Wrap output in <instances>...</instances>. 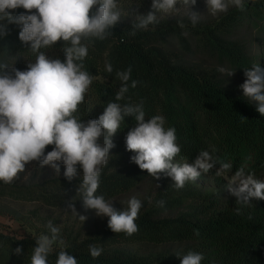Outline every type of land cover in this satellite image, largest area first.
<instances>
[{
    "label": "trees",
    "instance_id": "obj_1",
    "mask_svg": "<svg viewBox=\"0 0 264 264\" xmlns=\"http://www.w3.org/2000/svg\"><path fill=\"white\" fill-rule=\"evenodd\" d=\"M204 2L197 0L195 5ZM136 3L118 0L121 22L112 36L84 42L89 49L84 69L94 79L77 115L84 120L98 118L121 86L116 73L131 67L128 83H139L129 87L120 103L142 102L146 118H166L165 127L176 129L181 146L176 162H192L201 150L214 148L213 155L232 163L233 172L246 165V170L264 180V116L239 88L246 79L243 69L256 64L264 68V0H242L244 11L230 6L227 13L201 16L195 27L188 14L171 19L157 14L158 24L130 36L132 21L151 10V0H142L138 8ZM179 21L186 27L180 28ZM9 28L10 34L0 39V63L23 70L37 54L21 44L18 26ZM43 51L50 57L64 56L59 44ZM108 63L112 73L105 71ZM218 67L235 74L227 77ZM134 126L133 119L126 118L112 138L115 147L102 169L97 195L114 201L148 186L136 220L138 232L115 234L107 223L89 231L65 226L60 230L64 245L53 246L49 264H55L61 247L78 264H180L176 254L189 251L203 254L201 264H264V200H253L251 206L237 204L215 174L209 186L190 181L179 190L171 178L155 180L131 162L135 153L126 150V134ZM62 173L63 166L60 175L35 163L29 181L21 183L22 177L10 185L0 181V215L19 217L2 199L55 208H66L71 199L75 207H82L77 190L80 178L69 183ZM159 200L165 201L163 207L157 206ZM118 204L120 210L127 208V202ZM37 237L0 231V264H30ZM90 244L103 249L101 256L91 257ZM17 246L23 248L20 256L13 253Z\"/></svg>",
    "mask_w": 264,
    "mask_h": 264
},
{
    "label": "clouds",
    "instance_id": "obj_2",
    "mask_svg": "<svg viewBox=\"0 0 264 264\" xmlns=\"http://www.w3.org/2000/svg\"><path fill=\"white\" fill-rule=\"evenodd\" d=\"M141 2L137 0V8ZM205 2L212 16L227 13L230 6L244 11L242 0ZM196 3L197 0H151V10L137 15L129 35L148 30L159 23L157 14L170 15L179 6L188 10L189 21L195 27L201 17L191 10ZM121 15L118 0H0V39L10 34L9 25L14 24L19 27L21 44L37 54L35 61L26 63L23 70L0 63V181L6 185L14 183L33 162L60 175L63 166L62 174L67 182L80 178L77 190L82 208L108 217L107 226L113 233L131 236L139 230L136 220L141 200L133 196L127 201V208L117 210L114 201L97 195L102 169L109 163L110 150L115 147L112 138L125 119L131 117L135 126L126 134V150L135 153L130 157L131 162L155 180L162 176L171 178L179 190L215 169V175L226 181L224 189L236 198L237 204L251 206L253 200H264V180L246 170V165L233 172L232 163L213 155L214 148L211 152L201 150L191 163L176 162L181 146L177 143L176 129L165 127L166 118L163 115L146 118L142 102L120 103L129 87L136 88L139 83L132 80L129 85L131 67L116 73L121 86L114 101L107 103L98 118L84 120L77 115L94 79L84 69L83 61L89 51L84 42L103 41L112 36ZM178 24L180 28L186 27L183 21ZM58 44L62 45L63 59L50 57L43 51ZM243 70L246 79L239 88L264 116V68L256 64ZM105 71L113 72L110 63L105 65ZM217 71L227 77L235 74L224 67H218ZM164 204L163 200L157 201L158 207ZM66 207L81 220L87 219L77 212L71 199ZM235 211L241 214L242 207ZM47 230V234L36 238L30 264H49L53 245H64L59 227L48 221ZM102 252V248L89 245L92 258H98ZM13 253L22 255V246L14 248ZM56 255L55 264H78L77 258L63 247ZM176 257L180 264H201L204 259L203 254L195 251L177 253Z\"/></svg>",
    "mask_w": 264,
    "mask_h": 264
},
{
    "label": "rangeland",
    "instance_id": "obj_3",
    "mask_svg": "<svg viewBox=\"0 0 264 264\" xmlns=\"http://www.w3.org/2000/svg\"><path fill=\"white\" fill-rule=\"evenodd\" d=\"M199 14L202 17H213L210 13L207 12L206 2L200 5H194L191 9ZM188 10L183 6H179V10L170 15L158 14L160 17L171 19L179 17L180 15H187ZM186 161L182 160L180 163H184ZM191 163V162H188ZM35 162L26 166V170L20 174L21 183H25L29 181L31 177V173L33 171ZM47 174L49 172H46ZM214 172L211 170L207 174H202L196 181L198 185H211L210 179L214 176ZM222 178V177H221ZM222 180L226 183V181L222 178ZM17 181V180H16ZM15 181V182H16ZM148 186H145L141 189L140 192L131 193L129 195H125L123 197L114 200L113 205L117 210H120L119 204L120 202H126L133 196L143 201V197L148 193ZM2 201L8 203L9 206L14 207L16 210V215H18V219L10 218L6 215H0V231L5 233H11L18 237L25 235H36L39 236L41 234L47 233V223L51 221L55 226L59 227L60 230L67 226L74 230L81 231H89L102 227L108 221V217H100L95 214L93 210L85 211L82 207H76L77 212L80 215H84L87 217L85 221L81 220L79 216L73 211L66 208H55L45 206L36 202H15L4 200ZM124 204V205H125ZM46 231V232H45ZM53 246H58L55 244ZM129 247V246H125ZM135 247V246H132ZM129 247V248H132Z\"/></svg>",
    "mask_w": 264,
    "mask_h": 264
}]
</instances>
